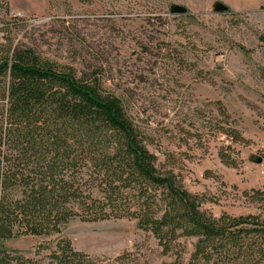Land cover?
<instances>
[{"label":"rangeland","instance_id":"obj_1","mask_svg":"<svg viewBox=\"0 0 264 264\" xmlns=\"http://www.w3.org/2000/svg\"><path fill=\"white\" fill-rule=\"evenodd\" d=\"M14 50L99 79L158 171L196 196L206 219H264V0H0V58ZM233 131L237 142L223 133ZM171 239L165 249L134 220L75 219L57 235L3 246L36 260L67 240L92 257L124 256L122 264H188L197 238ZM229 242L216 240L205 264H264V239L241 251Z\"/></svg>","mask_w":264,"mask_h":264},{"label":"trees","instance_id":"obj_2","mask_svg":"<svg viewBox=\"0 0 264 264\" xmlns=\"http://www.w3.org/2000/svg\"><path fill=\"white\" fill-rule=\"evenodd\" d=\"M199 206L158 171L121 100L99 79L56 70L31 51L0 58V264H122L124 256L92 257L67 240L36 260L4 249L20 236L57 235L75 219L134 220L165 249L181 231L197 238L188 264L208 262L216 240L241 251L247 240L264 239V219L228 218L223 227Z\"/></svg>","mask_w":264,"mask_h":264},{"label":"water","instance_id":"obj_3","mask_svg":"<svg viewBox=\"0 0 264 264\" xmlns=\"http://www.w3.org/2000/svg\"><path fill=\"white\" fill-rule=\"evenodd\" d=\"M217 10H218V11H225V10H226V7H224V6H222V5H219V6H217ZM171 11H172V12L183 13L185 10L182 9V8H176V7H175V8H173ZM255 162H256V163H260V162H261V159L259 158V159L255 160Z\"/></svg>","mask_w":264,"mask_h":264}]
</instances>
